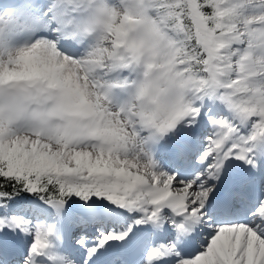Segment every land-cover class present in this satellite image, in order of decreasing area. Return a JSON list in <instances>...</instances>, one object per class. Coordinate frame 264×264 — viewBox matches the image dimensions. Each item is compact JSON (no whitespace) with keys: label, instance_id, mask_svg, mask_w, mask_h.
Listing matches in <instances>:
<instances>
[{"label":"snow or ice","instance_id":"obj_1","mask_svg":"<svg viewBox=\"0 0 264 264\" xmlns=\"http://www.w3.org/2000/svg\"><path fill=\"white\" fill-rule=\"evenodd\" d=\"M0 264H264V0H0Z\"/></svg>","mask_w":264,"mask_h":264}]
</instances>
